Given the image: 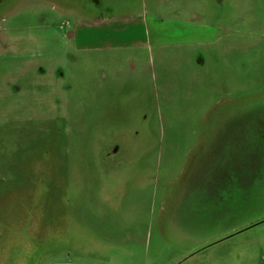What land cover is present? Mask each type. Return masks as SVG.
Segmentation results:
<instances>
[{
    "label": "rangeland",
    "instance_id": "1",
    "mask_svg": "<svg viewBox=\"0 0 264 264\" xmlns=\"http://www.w3.org/2000/svg\"><path fill=\"white\" fill-rule=\"evenodd\" d=\"M80 1L0 7V136L43 148L64 131L44 116L65 128L67 114L51 161L35 150L25 165L60 170L68 139L84 153L66 164L77 192L41 186L26 239L7 212L30 197L2 182L0 264H264V0H131L116 13ZM93 118L142 130L108 180L85 159Z\"/></svg>",
    "mask_w": 264,
    "mask_h": 264
},
{
    "label": "flooded vegetation",
    "instance_id": "2",
    "mask_svg": "<svg viewBox=\"0 0 264 264\" xmlns=\"http://www.w3.org/2000/svg\"><path fill=\"white\" fill-rule=\"evenodd\" d=\"M6 1L7 0H0V7ZM98 1H99V3H97L98 8L96 9L102 12L104 11H110L113 13L122 12V11H127L130 7L133 6V4H131V0H125V3H121L122 1L121 0L119 2L120 4L118 5L115 4V0H111L110 3L107 0H98ZM219 1L221 3L223 0H219ZM80 2L84 4V0ZM119 6L121 7L119 8ZM190 42L192 41L185 40V43H190ZM43 87L44 88L46 87V83H43ZM55 87H56L55 92L57 97L59 96V90H58L59 86L57 83H55ZM31 88L35 90V85H31ZM44 119L45 121L55 120V122L60 124V130L61 131L64 130V131L62 135L58 137H54L52 133V138L47 143L44 144L43 148L42 147L36 148L34 146L35 142L30 141L27 132L24 131L21 135H17L16 133L9 134L10 135L9 138L3 134L0 136V139L5 140L3 145V151L5 153L2 155V157H6L7 164H5V170L6 172L11 173V176L9 178H5L1 181L0 194L2 193L3 183L6 184L7 189L11 191L13 190L12 183H20V186L18 188L19 189L18 194L30 197L29 206L27 208L22 209L21 211H19L16 208L17 209L16 211L10 212L8 210L7 212L8 221H9L8 224L12 228L11 232L19 235L20 232L22 231L24 235V239H26L28 236V228H29L30 218H32L31 216L33 215V211L35 210L36 206H45L46 200L49 198L50 195V192L43 191L41 189V186H45V188H47L48 190H51V188L54 187L57 190L61 191V193L63 192L64 195L68 196L69 194H73V192H77L76 186L80 181L79 172L77 170H71L66 166V164L71 167H76L78 165L77 164L78 159L74 156V154L80 151V145L77 146L76 143L71 139H68L69 145L66 148L67 156L71 155V157L68 159L65 158L64 164L60 170H55L54 167L39 168L33 166L30 168L29 166L25 165L24 156L29 153H33L31 151H35V150H41L43 154L42 160L43 161L48 160L50 162L51 161L50 156L52 155L55 149L53 145L64 134L66 135L67 129L73 130V127H68L69 121L67 114L66 117H63L64 121L65 122L67 121L65 128L58 115H54L48 118L44 116ZM95 121L96 119L93 118L94 123ZM106 121L108 122L106 126L100 125L99 121L92 125L93 128L92 131L90 132L91 135L89 136L91 137L90 139L92 140V143L88 142L87 149L92 150V144H93V152L95 153V155L94 156L91 155L88 151L86 152V155L88 157L85 155V159L89 160L90 157V159H92V164H95L96 166L95 168L89 169V171L93 173L96 169H98L102 177V180H108L109 178H111V175L113 173L123 171L118 169H121L122 167H124V165H127L129 163L128 158L123 157L126 148L139 146L138 144L129 147L128 142H131L135 137L139 136L142 131L141 129L134 128L133 125L131 124L126 125L125 122L118 123V122H111L109 120ZM143 124H144L143 129L147 130V121L146 122L143 121ZM105 128L108 131V136H111V138L104 137V135L101 136L100 133ZM11 131L12 130H10L9 132ZM67 132H69V130H67ZM44 133L46 132L44 131ZM117 133H121V134H117ZM64 143H66V140ZM209 152H211V150H209ZM80 154H84V153L80 152L78 153V156H80ZM115 157L117 158L113 160ZM116 160L119 161L121 160V161L117 166H113V163ZM68 162L71 164H69ZM71 185H74V187L71 188ZM262 221L264 222V217H262ZM4 222H5V215L0 211V228L2 227V225L4 226ZM203 249H205V247H203L200 250Z\"/></svg>",
    "mask_w": 264,
    "mask_h": 264
},
{
    "label": "water",
    "instance_id": "3",
    "mask_svg": "<svg viewBox=\"0 0 264 264\" xmlns=\"http://www.w3.org/2000/svg\"><path fill=\"white\" fill-rule=\"evenodd\" d=\"M238 104L239 105H241V106H243V102H242V100H239V101H236L235 103H233V104H231V106L234 108V109H242V107H238ZM234 113V112H233ZM226 119V117H223V118H221L219 121H223V120H225ZM228 122H230V120H228L227 121V123ZM209 125V124H208ZM208 125H206L205 126V129L208 127Z\"/></svg>",
    "mask_w": 264,
    "mask_h": 264
},
{
    "label": "crops",
    "instance_id": "4",
    "mask_svg": "<svg viewBox=\"0 0 264 264\" xmlns=\"http://www.w3.org/2000/svg\"><path fill=\"white\" fill-rule=\"evenodd\" d=\"M103 18H105V17H103ZM107 19H110V18H107ZM94 22H97V20H94ZM155 29H158V27H155ZM147 31V30H146ZM148 32V31H147ZM78 33H80V31L78 32ZM149 34V36L150 37H155V35H152L150 32H148Z\"/></svg>",
    "mask_w": 264,
    "mask_h": 264
}]
</instances>
